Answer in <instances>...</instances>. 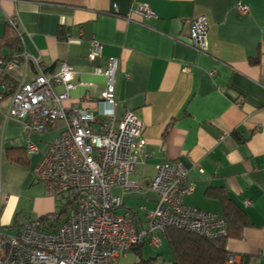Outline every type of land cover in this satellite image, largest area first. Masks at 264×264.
<instances>
[{
    "label": "crops",
    "instance_id": "crops-1",
    "mask_svg": "<svg viewBox=\"0 0 264 264\" xmlns=\"http://www.w3.org/2000/svg\"><path fill=\"white\" fill-rule=\"evenodd\" d=\"M144 5L153 18L138 13ZM240 5L249 12L241 13ZM200 16L210 23L204 53L187 45L191 23ZM9 26L22 34L24 51L50 66L51 74L62 63L76 69L85 86L70 92L66 109H102L84 96L98 98L106 79L95 69L118 59L117 117L132 112L145 125L150 155L130 177L136 189L114 190L123 199L119 215L135 214L146 228L145 212L159 200L149 187L156 167L183 165L195 186L184 203L223 217L220 199L208 192L227 194L248 224L232 231L226 250L244 264H264V0H0V41ZM92 41L104 47L94 62L88 58ZM10 55L7 47L0 50V58ZM35 75L31 64L27 80ZM55 90L63 93L64 87ZM12 96L0 88V258L3 238L16 234L20 222L60 207L36 181L35 170L62 125L29 135L22 122L7 116ZM28 139L37 153L25 154ZM20 157L26 164L17 162ZM136 259L132 253L121 264Z\"/></svg>",
    "mask_w": 264,
    "mask_h": 264
},
{
    "label": "built area",
    "instance_id": "built-area-1",
    "mask_svg": "<svg viewBox=\"0 0 264 264\" xmlns=\"http://www.w3.org/2000/svg\"><path fill=\"white\" fill-rule=\"evenodd\" d=\"M238 10L243 14L249 12L243 5ZM138 13L145 19L155 16L145 5ZM209 30L207 17L195 18L187 45L199 53L206 52ZM18 36L23 48L22 34ZM91 44L88 58L94 62L102 57L104 47L97 41ZM31 64L36 75L28 81ZM0 68L2 91L8 90L7 80L15 84L7 113L9 118L22 122L29 135L45 134L62 125L35 170V177L60 207L71 206L55 231L46 230L36 219L20 222L16 234L2 240L0 264H121L132 249L146 241L161 245L162 240L156 233L166 228L188 230L214 241L228 237L226 218L184 203L195 186L188 180V169L180 164L156 167L149 187L159 195V200L155 209L145 212L146 228L137 226L132 216L118 214L123 199L114 190L136 189L130 177L142 158H150L144 138L145 125L132 112L120 121L117 117L118 59L110 58L106 68L95 69V75L106 79L105 88L97 90L98 98L89 93L84 96V101L96 100L102 106L98 112L78 104L64 107L70 92L84 85L78 80L76 69L67 63L61 64L59 72L51 74L50 66L23 49L12 59L0 58ZM56 86H63L64 92L57 93ZM237 103L241 106L243 99ZM26 149L28 154L38 152L29 139ZM57 213L49 215L47 223L54 222ZM226 264L244 263L241 256L230 254Z\"/></svg>",
    "mask_w": 264,
    "mask_h": 264
},
{
    "label": "trees",
    "instance_id": "trees-1",
    "mask_svg": "<svg viewBox=\"0 0 264 264\" xmlns=\"http://www.w3.org/2000/svg\"><path fill=\"white\" fill-rule=\"evenodd\" d=\"M7 47L11 50V55L6 59H12L15 54L22 52L23 48L19 40L18 33L11 26L8 27L6 38L0 41V50ZM8 90L4 92L6 95H13L15 90V84L7 80ZM27 149L25 151L26 154ZM18 163L26 164L25 157L17 159ZM212 191L208 192V195L215 196L220 199L224 214L223 217L229 223V235L227 238L221 240H208L194 232L177 229V228H166L162 233L164 239L168 242L173 259L167 263L164 260H160L161 255L155 258L145 259L143 257V247L145 244L132 249L130 254H134L137 259L133 264H226V261L230 253L225 248V242L229 237L233 235V232L239 231L243 227L247 226L248 218L242 208L233 202L227 194L219 193L212 195ZM71 206L64 205L59 207V213H57L56 220L52 223H47V217L37 219L42 222L43 227L48 231H55L58 225L64 220ZM137 226L139 220L137 215H131ZM17 222V219H16ZM233 231V232H232Z\"/></svg>",
    "mask_w": 264,
    "mask_h": 264
},
{
    "label": "rangeland",
    "instance_id": "rangeland-1",
    "mask_svg": "<svg viewBox=\"0 0 264 264\" xmlns=\"http://www.w3.org/2000/svg\"><path fill=\"white\" fill-rule=\"evenodd\" d=\"M16 232H17V229H16ZM158 235H161V234L159 233ZM158 237L161 238L162 240L161 245L155 246V245H151L149 242H147L144 245L143 247L144 258L145 259L155 258L161 255L162 258H160V260H164L165 262L169 263L173 259L170 246L168 242L163 238L162 235L161 237L160 236Z\"/></svg>",
    "mask_w": 264,
    "mask_h": 264
}]
</instances>
